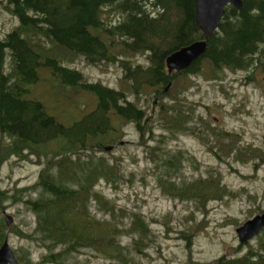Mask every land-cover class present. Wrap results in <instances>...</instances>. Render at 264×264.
Listing matches in <instances>:
<instances>
[{"label": "trees", "instance_id": "1", "mask_svg": "<svg viewBox=\"0 0 264 264\" xmlns=\"http://www.w3.org/2000/svg\"><path fill=\"white\" fill-rule=\"evenodd\" d=\"M194 1L6 0L5 8L19 24L0 38V167L10 157L27 158L33 153L42 167L30 186L0 189V203L7 199L13 204L22 202L34 213L32 232L16 233L47 250L39 264H62L66 257L84 248L127 263L130 249L119 244L118 234L107 231L106 236H93L88 224L72 218L77 214L89 216L94 202L98 209L112 215L114 204L95 187L100 179L112 183L118 175L114 172L118 164L95 152L115 141L110 136L115 131L113 117L134 125L139 144L153 150L157 162L169 174L178 172L183 156L150 146L155 139L163 142L156 132L161 126L199 138L208 132V142H204L210 149L212 137L229 151L241 147L236 146V136L214 131L202 116L196 119L190 111L184 113L182 108L188 107L164 104L163 99H174L170 96L172 89L187 74H198L204 61L213 67L214 79L218 80L225 70L242 71L245 79H251L257 67L264 73V0H242L241 9L227 5L217 29L206 39L203 55L184 70L168 72L165 59L171 52L204 38L195 23ZM110 12L116 13L113 19L103 18ZM137 54L143 55L147 64L130 60ZM72 56H80L91 65L117 63L123 78L132 84L135 100L121 89L86 80L79 69L66 65ZM43 72L53 77V85L89 93L94 98L93 106L82 109L80 118L58 119L42 99L32 94L31 87L39 85ZM144 85L154 88L150 111L135 94ZM145 99L149 101V97ZM53 141L63 142L57 152L53 148L38 152L39 147ZM1 225L5 227L0 218V242ZM128 228L135 233L131 249L141 253L143 245L151 240L148 224L136 216ZM263 235L264 229L260 237ZM245 244L248 248L234 256ZM238 248L219 256L213 264H264V237L256 247L251 248L247 242L239 243ZM26 254L29 252L18 258L20 263L31 261Z\"/></svg>", "mask_w": 264, "mask_h": 264}, {"label": "rangeland", "instance_id": "2", "mask_svg": "<svg viewBox=\"0 0 264 264\" xmlns=\"http://www.w3.org/2000/svg\"><path fill=\"white\" fill-rule=\"evenodd\" d=\"M5 3L6 0H0V37L19 24L7 11ZM115 16V12L103 14V18ZM130 60L147 64L141 54L131 56ZM66 65L79 69L88 81H99L125 91L131 100L136 98L131 82L123 78V70L117 63L91 65L80 56H72ZM201 67L198 74H187L180 80L170 95L175 98L166 97L163 103L188 107L182 108L184 113L188 110L196 119L202 116L214 131L231 133L237 137L236 146L241 147L229 151L212 137L210 149L204 142H208V132H203L199 138L161 126L156 132L163 142L155 139L150 146H158L169 155L181 152L183 156L178 172L169 174L157 162L154 151L139 144L134 125L113 117L115 131L110 136L115 141L95 152L118 164L114 169L118 175L112 183L100 179L95 187L114 204L112 215L98 209L94 202L87 212L89 216L77 214L72 218L88 224L93 236L103 237L107 231L115 232L119 244L128 247L131 255L127 263H121L99 255L100 251L84 248L66 257L62 264H213L219 256L238 248L236 228L264 210V73L257 67L250 74L251 79H245L242 71L225 70L224 77L218 80L214 79L215 70L207 62ZM54 81L48 72H43L39 85L31 89L58 119L80 118L82 109L93 106L94 98L89 93L73 92L59 84L53 85ZM181 88L185 90L179 91ZM153 90L144 85L135 93L140 104L147 103L148 111L152 109ZM146 97H149L148 102ZM164 124L166 126V122ZM62 144L53 141L43 146L45 149L39 147L38 152L52 148L57 152ZM107 146L111 149L106 150ZM41 167L36 153L28 154L27 158L4 160L0 167V189L30 186L37 181ZM5 214L11 221L4 228L1 225V239L7 237L17 258L27 251L26 256L31 260L28 264H39L47 250L39 242L16 233L32 232L36 221L34 213L22 202L13 204L7 199L0 203V218L5 220ZM136 216L141 217L151 231V240L143 245L141 253L134 252L130 244L135 233L128 227ZM261 235L262 232L248 241L251 248L258 245L264 237ZM247 248L245 244L234 256Z\"/></svg>", "mask_w": 264, "mask_h": 264}, {"label": "water", "instance_id": "3", "mask_svg": "<svg viewBox=\"0 0 264 264\" xmlns=\"http://www.w3.org/2000/svg\"><path fill=\"white\" fill-rule=\"evenodd\" d=\"M242 0H195L194 18L204 38L193 41L188 45L171 52L165 59L168 72L180 71L188 68L196 59L200 58L206 48V39L217 29L227 5L235 9L242 8ZM169 86V85H168ZM168 86L165 88L167 89ZM111 149L107 146L106 150ZM6 224L9 225L11 217L5 216ZM264 227V210L254 217L246 220L236 228L240 243L247 242ZM0 264H19L13 255L7 240L0 246Z\"/></svg>", "mask_w": 264, "mask_h": 264}, {"label": "flooded vegetation", "instance_id": "4", "mask_svg": "<svg viewBox=\"0 0 264 264\" xmlns=\"http://www.w3.org/2000/svg\"><path fill=\"white\" fill-rule=\"evenodd\" d=\"M5 36V34L3 36H1L0 38H3Z\"/></svg>", "mask_w": 264, "mask_h": 264}]
</instances>
